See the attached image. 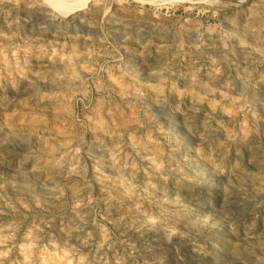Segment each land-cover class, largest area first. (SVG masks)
Here are the masks:
<instances>
[{
  "label": "clouds",
  "instance_id": "obj_1",
  "mask_svg": "<svg viewBox=\"0 0 264 264\" xmlns=\"http://www.w3.org/2000/svg\"><path fill=\"white\" fill-rule=\"evenodd\" d=\"M7 2L17 8L23 3L25 8L35 10L40 17L38 34L31 41L13 44V33V36L5 37L8 43L0 45V121L11 137H19L27 132L36 135L42 145L36 152H29L17 160L18 168L30 164L27 171L32 173L65 167L68 171L74 168L73 175L86 177L87 165L83 162V155L87 153L81 145L82 131L99 134L97 140L100 144L104 143L100 137H108L109 140L116 137L118 142L114 147L106 148V151L109 162L107 166L115 169L118 175L115 178L106 175L104 165L97 161L100 165L94 169L97 181L107 185L105 190L109 200L128 202L126 216L131 225L138 226L137 231L159 229L169 239L179 234L176 222L187 214V205L181 193L194 190L200 184L195 176L186 172L182 164L191 162L203 165L227 178L252 175L254 192L264 193V151H254L249 147L246 157L241 150L242 146L249 144L251 136L256 132L257 122L264 123V116L257 113L246 97L241 95L239 99H235L236 96L225 94L228 91L214 87L212 81L215 68L209 73L210 79L207 81L200 79L199 68H189L181 73L187 83L180 87L174 79L176 72L164 56L154 64L142 59L143 69L124 63L119 53L110 54L112 62L101 65L93 59V55L79 50L75 43L79 37L69 33L73 21L84 23L85 17L92 18L89 27H95L97 23L102 25L115 5L123 12L133 13L141 18L152 17L157 21L179 12L186 24L194 23L209 34L219 33L223 47L231 50L229 41L235 37V33L225 31L219 23L220 18L223 17L224 22L236 28L238 18L243 17L242 27L246 32L264 43V0H253L246 8H241L245 0ZM58 8L67 10L66 14L58 12ZM97 16L99 21L94 23ZM210 21L216 22L209 23ZM238 46L250 48L252 52L264 57V50L253 47L245 39H239ZM180 47L182 49L183 44ZM194 47L199 49L200 45ZM162 49L166 51L165 45H158L157 53ZM136 55L144 58L152 56V53L141 45ZM30 60L35 62L34 67ZM85 74L87 79L84 78ZM242 79L245 86L250 84L255 88L251 73ZM89 80L97 93L105 91L130 100L124 106L128 112L125 113L124 108L119 105H106L103 99L97 100L95 106H90L92 99ZM258 83H264V75H261ZM40 84L51 85L54 91H42ZM22 86L25 91L30 89L31 94L15 101L10 100L9 90L19 93ZM230 87V84L224 85L225 89ZM217 94L220 99L216 98ZM173 96L177 100L175 110L183 117L182 132L166 128L155 114L156 110L170 108ZM185 98H188L190 106L182 108ZM85 100L88 101L87 104L84 103ZM138 101L147 102V109L137 108ZM45 103L54 105L52 120L48 119L44 114L46 110L41 107ZM78 105L81 106L79 113ZM201 105L206 106L208 111L204 113V119L197 123L196 114L201 111ZM225 108L228 109L227 112ZM217 111L228 117V124L215 119ZM121 128L124 129L123 132L120 131ZM185 135L195 138L196 143H186ZM133 153L139 161L145 162V167L138 165ZM0 158H3L2 154ZM153 159L160 163V167L152 162ZM251 168L257 171L252 173ZM141 171L146 178L143 184L135 182L137 173ZM169 181L173 182L174 191L169 189ZM81 200L85 207L92 204V199L87 198L86 203L83 198ZM92 223L99 227L95 220ZM198 223L201 227L208 226L210 218L204 217ZM86 225L87 221L84 220L67 226V231L64 226L59 229L67 237H71L74 232L78 233L76 239L79 247L69 243L68 239L61 241L51 234L44 239L38 234L43 232L42 229L31 237L24 238L25 245H32L31 251L26 255L21 243L17 244L14 242L16 239L6 238L0 243V264H109L105 256L85 251L93 241V233L86 229ZM235 228L234 225L233 231ZM253 228L254 224L246 225L245 236L251 237ZM108 240L107 233L101 232L95 252L98 253L105 247L111 249L112 245ZM244 252L247 254L238 253L240 264H264V255H256L247 249ZM261 252H264V246L261 247ZM130 261L135 264L132 251L113 257V264H129Z\"/></svg>",
  "mask_w": 264,
  "mask_h": 264
},
{
  "label": "rangeland",
  "instance_id": "obj_2",
  "mask_svg": "<svg viewBox=\"0 0 264 264\" xmlns=\"http://www.w3.org/2000/svg\"><path fill=\"white\" fill-rule=\"evenodd\" d=\"M252 2L253 0H245L241 8H246ZM57 11L62 14L67 12L60 8ZM91 19L85 17L84 23H80L79 20L73 21L69 33L79 37L75 41L76 47L93 55L98 64H110L111 55L119 53L124 63L143 69L142 59L154 64L164 56L169 66L176 72L174 79L180 87L187 83V79L182 78L181 73L189 68H199V77L202 81L209 80V73L215 68L212 81L214 87L228 91L225 94L236 96L235 99H239L241 95L246 97L257 113L264 116V83H258L261 75H264L262 62L264 57L252 52L250 48H240L238 40L245 39L253 47L262 50L264 43L246 32L242 27L243 17L238 18L236 28L224 22L223 17L219 20L225 31L235 33V37L229 41L231 50L223 47L219 33L209 34L194 23L186 24L179 12L175 16L157 21L152 17L141 18L133 13L123 12L113 5L111 14L102 25L97 23V26L89 27ZM39 20L36 11L25 8L23 3L17 8L7 0H0V45L8 43L5 37L13 36V33H15L11 41L13 44H22L24 40L31 41L38 34ZM98 21L97 16L93 22ZM160 44L165 45L166 51L162 49L157 53L156 47ZM197 44L200 45L199 49L194 47ZM141 45L146 46L152 56L144 58L137 56ZM30 63L34 67L35 62L30 60ZM248 73H251L255 88L250 84L245 86L242 77ZM84 78L87 79L86 74ZM142 78L147 79L146 76ZM227 84L231 85L230 89L224 88ZM39 87L42 91H54L48 84H40ZM88 87L92 99L90 106H95L99 99H103L106 105L111 103L121 108L131 102L105 91L97 93L92 89L90 80ZM27 94H31V90L25 91L23 86L19 93H13L11 90L8 92L9 99L13 101ZM216 98L220 99L218 94ZM84 103L87 104L88 101L85 100ZM176 103L177 100L173 96L171 107L164 111L156 110L155 114L166 128L182 132L183 117L175 110ZM185 105L190 106L188 98L184 99L181 107ZM41 107L46 110L44 114L48 119L52 120L54 105L45 103ZM80 107L77 106L78 113ZM136 107L146 110L147 102L138 101ZM200 107L201 111L196 114L197 123L204 119V113L208 111L206 106ZM124 110L125 113L128 112L127 108ZM224 110L228 111L227 108ZM215 119L228 124V117L219 111L215 113ZM255 127L256 132L251 136L249 144L242 146L241 149L246 157L249 154V147L254 151H264V123L257 122ZM120 131L123 132L124 129L121 128ZM98 135L87 130L82 131L81 145L87 153V155L82 153L83 162L87 165L86 177L73 175L75 169L67 171L66 167L32 173L27 171L30 164L18 168L17 160L29 152H36L42 146L39 138L27 132L19 137H11L0 121V154L3 156L0 158V243L9 237L16 239L14 242L21 243L27 255L32 245H25L24 238L31 237L43 229V232L38 234L44 239L51 234L61 241L68 239L69 243L79 247V241L76 239L78 233L74 232L71 237H67L59 229L64 226L67 231V226L85 220L86 229L93 233L91 247L85 251L105 256L109 264H113L114 256L126 255L129 251L135 256V264H240L238 253L246 255L244 249L255 252L256 255H264V252H261V247L264 246V193L254 192L252 175L227 178L203 165L191 162L182 164L186 172L195 176L200 184L194 190L181 193L187 205V214L182 215L176 222L179 234L169 239L166 233L159 229L137 231L138 226L131 225L126 216L128 202L109 200L108 192L105 190L107 185L96 179L94 169L100 166L97 161L104 165L103 171L106 175L113 178L118 175L115 169L107 166L109 162L106 151V148L114 147L118 141L116 137L111 140L108 137H100L104 141L100 144L97 140ZM184 139L188 144L196 143L193 137L185 135ZM133 157L140 167L146 166L145 162L134 156V153ZM152 162L160 167V163L155 159ZM256 171L257 169L251 168L252 173ZM145 179L141 171L137 173L135 182L143 184ZM168 187L174 191L172 181H169ZM82 198L85 203L87 198L92 199V204L85 207ZM204 217H209L210 223L201 227L198 221ZM93 220L99 227L93 225ZM252 224L254 228L251 237L245 236V226ZM101 232L107 233L108 242L112 247L111 249L105 247L96 253L95 245L101 239ZM79 235L82 236L83 233Z\"/></svg>",
  "mask_w": 264,
  "mask_h": 264
}]
</instances>
